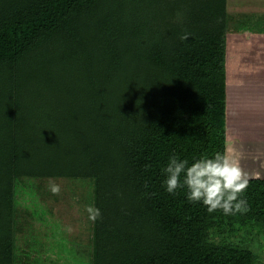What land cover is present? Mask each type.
Masks as SVG:
<instances>
[{
    "label": "trees",
    "instance_id": "obj_1",
    "mask_svg": "<svg viewBox=\"0 0 264 264\" xmlns=\"http://www.w3.org/2000/svg\"><path fill=\"white\" fill-rule=\"evenodd\" d=\"M227 25L226 0H0V264L24 176L93 183L78 264H264L232 238L264 230V176L228 216L164 185L173 155H226Z\"/></svg>",
    "mask_w": 264,
    "mask_h": 264
},
{
    "label": "rangeland",
    "instance_id": "obj_2",
    "mask_svg": "<svg viewBox=\"0 0 264 264\" xmlns=\"http://www.w3.org/2000/svg\"><path fill=\"white\" fill-rule=\"evenodd\" d=\"M229 47L228 50L226 47V55L230 61L233 52L229 53ZM232 138L226 139V155L229 154L249 175H264V168L260 171L258 165V159L264 157V147L252 145L244 149L238 145L235 137ZM260 143L263 145V140ZM256 150L262 152L261 156L245 154ZM52 183L59 185V195L51 193ZM16 186V210L13 214L15 264H78V251L90 249L92 221L88 219L86 208L92 206L91 180L64 176H24L17 180ZM243 229L234 233L232 238L248 241V245L259 252V259L264 260V230L259 232L247 226Z\"/></svg>",
    "mask_w": 264,
    "mask_h": 264
},
{
    "label": "crops",
    "instance_id": "obj_3",
    "mask_svg": "<svg viewBox=\"0 0 264 264\" xmlns=\"http://www.w3.org/2000/svg\"><path fill=\"white\" fill-rule=\"evenodd\" d=\"M226 10L228 13L226 47L228 50L230 46L229 53L233 52L230 61L227 60V55L225 58L228 103L225 121L226 139L231 140L235 137L238 145L243 146L244 149L252 145L263 148L264 0H226ZM261 140L263 145L260 143ZM229 149L231 150L230 146ZM260 153L262 154L260 150L245 152L253 156H261ZM248 160L255 161V159ZM258 165L261 171L264 168V157L258 159Z\"/></svg>",
    "mask_w": 264,
    "mask_h": 264
},
{
    "label": "clouds",
    "instance_id": "obj_4",
    "mask_svg": "<svg viewBox=\"0 0 264 264\" xmlns=\"http://www.w3.org/2000/svg\"><path fill=\"white\" fill-rule=\"evenodd\" d=\"M188 37L189 34L185 33L180 39L183 41ZM163 173L169 194L186 188L189 202L202 203L209 213L219 210L228 216L249 211L247 200L243 198L249 185V174L227 155L216 153L212 157L204 156L190 165L187 160L173 155ZM50 191L53 195H59V185L52 183ZM86 212L92 222L100 217V210L93 206H88Z\"/></svg>",
    "mask_w": 264,
    "mask_h": 264
}]
</instances>
